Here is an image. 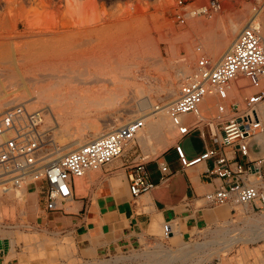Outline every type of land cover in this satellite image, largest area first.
<instances>
[{
	"label": "rangeland",
	"instance_id": "1",
	"mask_svg": "<svg viewBox=\"0 0 264 264\" xmlns=\"http://www.w3.org/2000/svg\"><path fill=\"white\" fill-rule=\"evenodd\" d=\"M84 1L88 6L73 12L79 0H0L1 103L23 102L29 109L45 110L43 128L49 129L50 139L61 148L44 161L53 160L88 138L133 118L151 117L146 121V129L147 123L155 120L152 117L155 105L165 109L175 98L181 77L191 72L201 55L207 56L213 64L220 60L237 32L252 17L264 34V0H220V10L211 17L187 16L185 23L176 20L177 11L197 7L207 0H183L182 8L176 7L177 0H93L95 6L92 8L88 4L91 0ZM226 17L233 20L235 33L219 52ZM69 27L80 30L62 31ZM34 31L37 33H32ZM23 36L30 41L38 40L39 53L33 50V43L28 46L18 42V37ZM24 48L27 49L25 62L32 64L30 74L18 69L21 57L18 49ZM55 52L64 53L68 58L79 56L82 61L73 69L89 71L97 67L95 58L99 61L110 55V64L116 69L110 75L109 71L102 72L110 80L104 94L101 86L93 83L74 82L57 88L55 84L62 80L52 72H38L33 68L36 63H48ZM95 52L100 53L99 57L92 55ZM210 52L219 53L214 59ZM88 55L92 59L90 66L85 61ZM67 67L62 71H67ZM44 83L54 87H45ZM237 86V99L247 93V89L254 91L260 87L238 83ZM112 92L117 102L113 106L101 104ZM168 93L175 94L169 99ZM72 94H75L73 99H65ZM146 100L147 108L144 109L141 106ZM91 101L98 104L93 106ZM210 105L213 106L212 102ZM164 135L172 142L176 139L175 131L164 130ZM138 137L135 148L152 160L150 168L155 171L153 159L164 156L168 147L163 148L159 138L151 139L145 146ZM50 143L52 141L47 143V148L51 147ZM255 144L253 149L257 151L260 146ZM180 145L189 157L199 154L203 147L198 131L182 138ZM125 158L116 159L114 163L120 166L121 159ZM164 159L172 171H178L179 162L173 153ZM3 183H0V259L10 264L17 259L20 264H264V207H235L230 212L231 208L225 206L228 217L223 223L209 224L185 235L171 226L168 234L140 247L103 255L99 259H81L76 257L75 250L69 251L72 242L68 244L64 237H57L34 223L27 197L21 202L12 194L13 190L11 195L2 192L1 185L7 186ZM162 251L169 253L165 256L176 259L164 260L167 258ZM150 254L156 255L152 262L148 260Z\"/></svg>",
	"mask_w": 264,
	"mask_h": 264
},
{
	"label": "built area",
	"instance_id": "2",
	"mask_svg": "<svg viewBox=\"0 0 264 264\" xmlns=\"http://www.w3.org/2000/svg\"><path fill=\"white\" fill-rule=\"evenodd\" d=\"M182 6L183 0H177L176 7ZM220 8V0H207L197 7L177 11L176 20L185 23L187 16L211 17ZM240 80L245 81V86H259L264 81V34L253 17L237 32L217 63L213 64L205 55L198 58L191 72L181 77L175 98L164 107L176 134L173 150L180 166L187 168L212 161L204 174L219 178L221 183L206 192L203 199L213 206L229 207L230 211L235 207H264V156L250 157V141L264 129L259 112L264 88L238 100L230 95V83L235 82L238 90ZM208 97L214 108L210 117L201 110ZM1 101L0 96V180L7 184L3 187L19 191L29 183L43 181L41 193L49 211L74 197V179L88 171L101 170L121 157H127L121 159L120 167L133 197L167 184L172 175L167 161L157 156L153 160L159 176L157 182L151 179L148 164L152 160L134 144L136 135L145 126L142 117L114 125L63 155L44 161L61 148L50 139L49 129L42 127L45 110L29 109L23 102ZM159 106L156 104L155 109H160ZM195 131L199 133L203 151L189 157L180 140ZM49 141L51 147L47 148Z\"/></svg>",
	"mask_w": 264,
	"mask_h": 264
},
{
	"label": "crops",
	"instance_id": "3",
	"mask_svg": "<svg viewBox=\"0 0 264 264\" xmlns=\"http://www.w3.org/2000/svg\"><path fill=\"white\" fill-rule=\"evenodd\" d=\"M79 1L80 4L74 7L73 12L87 7L84 4L86 1ZM19 12L20 10L18 17L21 15ZM28 23L29 21L25 24L28 25ZM223 24L224 40L219 51L225 48V44L235 33L233 20L230 17L224 19ZM97 28H100V25ZM79 30L80 28L77 27H69L62 31ZM32 33L36 34L37 31ZM37 41L36 39L30 41L25 36L18 37L20 44L29 46L33 43L34 51L37 50ZM41 47L42 44H40ZM26 51L25 48L18 49L21 53L18 69L30 74L31 66L26 64L24 59ZM92 55L99 57L100 53L95 52ZM95 65L98 69L99 61ZM240 83L245 84V81ZM234 86L235 82L230 85V95L233 97L238 93ZM259 86L258 90L247 89V93L241 95L238 100L264 88V81ZM211 102L210 99L204 103L208 108L207 111L201 109L206 117H210L213 112ZM261 134L262 139L259 138ZM254 143L260 146L257 151L253 149ZM202 151L203 147L200 152ZM169 153H173L176 157L173 143L168 146L162 158L164 159ZM262 156H264V129L250 141L251 159ZM151 165V163L148 164L151 179L157 182L159 173L157 169L151 170ZM211 166L212 161L209 160L187 168L180 166L178 171L170 169L172 175L167 184L159 185L149 192L133 197L129 193L124 170L117 163H113L98 171H88L84 176L74 179V197L58 203L54 211H49L45 207V196L41 193L43 181L26 185L28 208L36 225L57 237H64L68 244L73 243L68 248L71 252L75 250L77 258L99 259L103 255L140 247L150 240L160 238L168 234L171 226H175L179 234L185 235L209 224L223 223L228 217L227 208L222 205H210L203 199L206 192L214 190L221 183L219 178L204 174L205 168ZM154 174L155 177H153ZM6 262L10 264V261ZM6 262L0 259V264ZM11 264L20 263L17 259L15 262L11 261Z\"/></svg>",
	"mask_w": 264,
	"mask_h": 264
},
{
	"label": "bare ground",
	"instance_id": "4",
	"mask_svg": "<svg viewBox=\"0 0 264 264\" xmlns=\"http://www.w3.org/2000/svg\"><path fill=\"white\" fill-rule=\"evenodd\" d=\"M92 1V2H91ZM89 4V7H94L95 6V2L93 0H91ZM68 2V1H67ZM87 2V1H86ZM89 2V0H88ZM69 4V3H68ZM88 6V5H87ZM97 7V6H96ZM86 8V7H85ZM95 9V8H93ZM80 11V10H79ZM95 11V10H94ZM79 45V44H78ZM31 51V50H30ZM37 51V50H36ZM38 52V51H37ZM220 52V51H219ZM219 52H210L212 57L215 59L217 54ZM39 53V52H38ZM43 53V52H42ZM35 54V53H34ZM47 54V53H46ZM31 56V55H29ZM28 56V57H29ZM47 57V56H46ZM40 58V57H39ZM44 58V57H43ZM33 60V59H32ZM35 60V59H34ZM33 60V62H35ZM44 60V59H43ZM42 60V61H43ZM81 58H79V56H76V55H72L70 58H68L67 56H65L64 53H58V52H55L54 55H52L50 58H48V63L47 62H40L39 64L36 63V66L33 67V68H36V71L38 72H42V70H47L49 72H52L54 75L57 76L58 79L62 80L60 81L59 83L55 84V86L57 88H61L63 86H66L65 84H73L74 82H82L84 84H96L98 85L99 87L101 86V92L104 94V92L107 90V84L110 82L109 79H106L105 76L106 75H103L102 72H108L109 71V75L114 72V70L116 69L114 66H112L110 64V55H105L104 57H101L99 59V63H100V67L98 69H94L93 71H89L88 69H76L74 70L73 67H78L79 63L82 61H80ZM90 60H92L90 58V56L88 55L86 57V64L88 66H90L89 64H91ZM219 60V59H218ZM217 60V61H218ZM41 61V60H40ZM95 63L94 64H97L96 61H98L97 58L94 59ZM217 61H215V63H217ZM31 62V63H33ZM213 63V62H212ZM71 65V66H70ZM32 66V64H31ZM67 66H70L67 67ZM67 67V71L63 70L62 69H65ZM77 73H76V72ZM111 72V73H110ZM52 74V75H53ZM64 74V75H63ZM108 74V73H107ZM108 76V75H107ZM106 76V77H107ZM39 79V78H38ZM119 79V78H118ZM64 80V81H63ZM240 81H243V80H240ZM239 81V84H241ZM41 82V81H40ZM39 83V81H38ZM43 84V83H42ZM232 84V82L230 83V85ZM45 87H54L53 84L51 83H44ZM243 85V84H241ZM38 86V85H37ZM42 87V86H41ZM39 88V87H38ZM43 88V87H42ZM38 90V89H36ZM105 90V91H104ZM101 93V94H102ZM175 93H168V97L169 99L174 95ZM79 95V94H77ZM75 96V94H72L70 97H65V99H73V97ZM75 100V99H74ZM208 100H210V98H206L205 101L202 103L201 105V109L203 111H205L207 109V106L206 104H204L205 102H207ZM65 101V100H64ZM81 102V101H80ZM92 102V101H91ZM90 104L93 105V106H96L98 103L97 102H92ZM102 102V101H101ZM117 102V98L115 96V93H110V98H108L106 101L104 100L101 104H106V105H111L113 106L115 103ZM264 102V101H263ZM262 102V103H263ZM77 103V102H76ZM79 103V102H78ZM143 103V102H142ZM262 103L260 104V107H259V112H260V115L262 117V119L264 120V105H262ZM61 104V103H60ZM83 104V102H82ZM86 104V101L84 102L83 105ZM141 106V105H140ZM166 106V105H165ZM92 107V106H91ZM144 109L147 108V100L144 102L143 106ZM154 115H152V117L155 118L154 122L152 121H149V124L147 123V128L145 129L146 127V121L149 120L151 117H143L145 119V126L142 130H140L138 132V134L136 135V139L138 137V140L141 144L145 145L150 143L149 141L153 138H159V143H161V145H163L162 147H168L172 142V140L170 139H167V137H165L164 135V130H168L169 132H173L174 131V128L170 122V119L168 118L166 112H165V109H155V112L153 113ZM159 117H158V116ZM149 116V115H148ZM157 116V117H156ZM45 119H46V113H45V117H44V123H45ZM152 122V123H151ZM43 127V126H42ZM142 132V133H141ZM259 138L262 139L263 136L262 134L259 135ZM135 139V140H136ZM134 140V142H135ZM131 144V143H130ZM129 146V144H128ZM128 146L126 147V149L128 148ZM122 155H124V153H122ZM61 156V155H60ZM58 157V156H57ZM120 159V158H119ZM115 161H113L112 163H110L109 165L113 164ZM3 180H0V183H2ZM3 187V185H1ZM25 187V186H24ZM24 187L19 190V191H14L12 194L18 196L16 199H19L21 200V202L24 201V198L27 197L28 195V190L27 189H24ZM3 191L2 192H6L8 193V195L10 193V190H5L6 188L3 187ZM1 194V192H0ZM6 200V199H5ZM24 204V203H23ZM5 212V211H4ZM228 246V245H227ZM160 249V248H159ZM163 252V253H162ZM162 255L164 258H167V259H164V260H175L176 258H174L173 256L171 257V255H168V256H165L169 253H166L164 251H162ZM151 258L148 259L149 262H152L154 256L156 255H151ZM149 256V257H150ZM160 256V255H159ZM177 257V256H176ZM178 258V257H177Z\"/></svg>",
	"mask_w": 264,
	"mask_h": 264
}]
</instances>
